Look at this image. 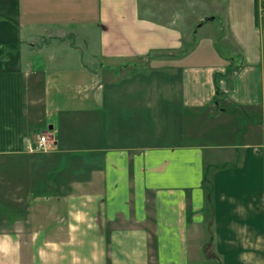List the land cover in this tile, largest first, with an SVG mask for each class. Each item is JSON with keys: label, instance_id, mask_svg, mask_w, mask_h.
<instances>
[{"label": "crops", "instance_id": "crops-1", "mask_svg": "<svg viewBox=\"0 0 264 264\" xmlns=\"http://www.w3.org/2000/svg\"><path fill=\"white\" fill-rule=\"evenodd\" d=\"M255 1L0 0V264H264Z\"/></svg>", "mask_w": 264, "mask_h": 264}, {"label": "built area", "instance_id": "built-area-1", "mask_svg": "<svg viewBox=\"0 0 264 264\" xmlns=\"http://www.w3.org/2000/svg\"><path fill=\"white\" fill-rule=\"evenodd\" d=\"M255 17L264 20V0L255 1ZM46 143V137L39 135L33 146L34 150H44Z\"/></svg>", "mask_w": 264, "mask_h": 264}, {"label": "rangeland", "instance_id": "rangeland-1", "mask_svg": "<svg viewBox=\"0 0 264 264\" xmlns=\"http://www.w3.org/2000/svg\"><path fill=\"white\" fill-rule=\"evenodd\" d=\"M236 115H232L235 119V121L236 122H239L238 120H236L237 119V113H235ZM47 123V122H46ZM263 124H264V122H263ZM39 129H46V125H44L43 123L41 124V127H38V128H36V130L35 131H38Z\"/></svg>", "mask_w": 264, "mask_h": 264}]
</instances>
